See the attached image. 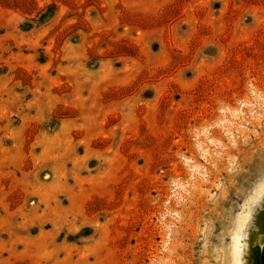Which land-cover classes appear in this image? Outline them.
Instances as JSON below:
<instances>
[{"label":"rangeland","instance_id":"374dc122","mask_svg":"<svg viewBox=\"0 0 264 264\" xmlns=\"http://www.w3.org/2000/svg\"><path fill=\"white\" fill-rule=\"evenodd\" d=\"M263 210L264 0H0V264H250Z\"/></svg>","mask_w":264,"mask_h":264},{"label":"water","instance_id":"95a60500","mask_svg":"<svg viewBox=\"0 0 264 264\" xmlns=\"http://www.w3.org/2000/svg\"><path fill=\"white\" fill-rule=\"evenodd\" d=\"M255 226L259 228L260 234L264 236V210L258 215ZM250 251V264H264V243L261 246L253 245Z\"/></svg>","mask_w":264,"mask_h":264},{"label":"trees","instance_id":"16d2710c","mask_svg":"<svg viewBox=\"0 0 264 264\" xmlns=\"http://www.w3.org/2000/svg\"><path fill=\"white\" fill-rule=\"evenodd\" d=\"M54 13H55V7L50 6L46 10L40 12L39 15L36 17V20L34 19L31 21V23H26L24 25V28L22 27V29L24 31H29L33 29L36 25H42L46 23L50 18H52Z\"/></svg>","mask_w":264,"mask_h":264},{"label":"bare ground","instance_id":"6f19581e","mask_svg":"<svg viewBox=\"0 0 264 264\" xmlns=\"http://www.w3.org/2000/svg\"><path fill=\"white\" fill-rule=\"evenodd\" d=\"M257 234V233H256Z\"/></svg>","mask_w":264,"mask_h":264}]
</instances>
